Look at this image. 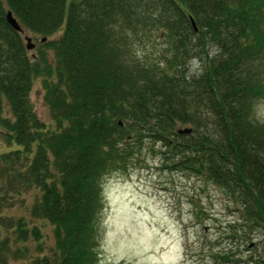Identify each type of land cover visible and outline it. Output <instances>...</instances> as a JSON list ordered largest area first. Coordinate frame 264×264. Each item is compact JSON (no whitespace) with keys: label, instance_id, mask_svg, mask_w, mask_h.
Instances as JSON below:
<instances>
[{"label":"trees","instance_id":"1","mask_svg":"<svg viewBox=\"0 0 264 264\" xmlns=\"http://www.w3.org/2000/svg\"><path fill=\"white\" fill-rule=\"evenodd\" d=\"M66 2L0 0V138L14 146L0 153V211L30 194L27 217L0 214V264L31 244L27 264H97L101 180L144 143L159 144L164 168L232 199L242 237L259 233L263 246L264 121L253 110L264 100V0ZM27 32L44 39L33 56ZM34 78L48 125L29 99ZM38 221L51 231L47 253Z\"/></svg>","mask_w":264,"mask_h":264},{"label":"rangeland","instance_id":"2","mask_svg":"<svg viewBox=\"0 0 264 264\" xmlns=\"http://www.w3.org/2000/svg\"><path fill=\"white\" fill-rule=\"evenodd\" d=\"M28 34L34 45L28 49V56H33L44 41L41 36ZM58 35L55 32L47 38ZM145 47L151 53L159 51L162 44L157 39ZM191 67L196 65L192 63ZM29 99L38 118L48 125L50 115L42 102L38 78L32 81ZM253 113L264 121V100L256 103ZM13 147L0 138V153ZM158 147L155 143L152 151L151 145L144 143L127 167L102 178V209L96 224L97 264H215L209 254L224 251L240 258L232 264H252L256 257L264 260L259 233L252 232L246 241L235 225L237 204L199 177L164 168ZM29 199L30 194H25L21 202L14 201L8 208L1 206L0 214L27 217L25 205ZM36 223L43 232L42 253H47L53 244L50 228L45 223L42 226L41 221ZM32 255L35 250L31 244L24 258H10L8 264H27Z\"/></svg>","mask_w":264,"mask_h":264},{"label":"water","instance_id":"3","mask_svg":"<svg viewBox=\"0 0 264 264\" xmlns=\"http://www.w3.org/2000/svg\"><path fill=\"white\" fill-rule=\"evenodd\" d=\"M6 21L8 22V24L16 31L18 32H22L21 28L19 27V25L17 24L16 20L11 16L10 12L6 13ZM191 25L194 27V22L191 18H189ZM24 40H25V48L31 49L33 47V43H31V39L28 36H24ZM42 41L44 40L43 38L41 39ZM177 133H190L191 129L189 127H181L176 129ZM250 246V245H249Z\"/></svg>","mask_w":264,"mask_h":264}]
</instances>
